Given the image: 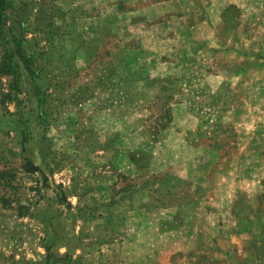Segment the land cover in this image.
<instances>
[{
  "label": "rangeland",
  "instance_id": "rangeland-1",
  "mask_svg": "<svg viewBox=\"0 0 264 264\" xmlns=\"http://www.w3.org/2000/svg\"><path fill=\"white\" fill-rule=\"evenodd\" d=\"M11 1L0 264H264V0Z\"/></svg>",
  "mask_w": 264,
  "mask_h": 264
},
{
  "label": "trees",
  "instance_id": "trees-1",
  "mask_svg": "<svg viewBox=\"0 0 264 264\" xmlns=\"http://www.w3.org/2000/svg\"><path fill=\"white\" fill-rule=\"evenodd\" d=\"M12 5L11 0H0V45L2 46V55L0 60V71L1 72H8L12 71L14 72L17 70V67L19 66L20 61H18V58H16L15 55V48H21L22 49V43L24 41L23 37L21 36V33L19 32V36H16L11 31L12 29L9 28L5 24L6 15H7V7ZM19 25L21 26L22 23L20 21ZM22 28V26H21ZM13 43V46H10V44ZM15 47V48H14ZM33 53L25 54V56L22 55V62L25 63V67H28V70H31V68L27 64L28 57H31Z\"/></svg>",
  "mask_w": 264,
  "mask_h": 264
}]
</instances>
